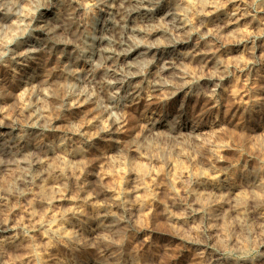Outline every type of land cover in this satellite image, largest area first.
<instances>
[{"label": "clouds", "instance_id": "1", "mask_svg": "<svg viewBox=\"0 0 264 264\" xmlns=\"http://www.w3.org/2000/svg\"><path fill=\"white\" fill-rule=\"evenodd\" d=\"M0 264H264V0H0Z\"/></svg>", "mask_w": 264, "mask_h": 264}]
</instances>
